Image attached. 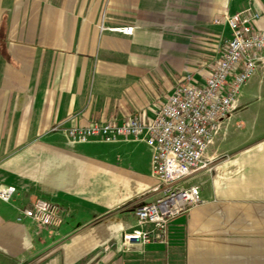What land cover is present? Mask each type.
<instances>
[{
  "label": "crops",
  "instance_id": "1",
  "mask_svg": "<svg viewBox=\"0 0 264 264\" xmlns=\"http://www.w3.org/2000/svg\"><path fill=\"white\" fill-rule=\"evenodd\" d=\"M248 8L264 33V0H0V188L18 190L0 203V264H264V69L212 139V168L185 181L203 203L171 221L165 243L123 238L161 194L153 150L66 133L150 122L179 84H202L222 59L220 33L227 42L231 30L215 19ZM39 198L61 210L54 236L18 221Z\"/></svg>",
  "mask_w": 264,
  "mask_h": 264
},
{
  "label": "built area",
  "instance_id": "2",
  "mask_svg": "<svg viewBox=\"0 0 264 264\" xmlns=\"http://www.w3.org/2000/svg\"><path fill=\"white\" fill-rule=\"evenodd\" d=\"M258 20L259 14L250 8L215 19V24L226 23L231 30L222 59L202 84H179L150 122L136 115L122 124L66 129L73 143L86 144L97 137L113 141L136 138L153 150L152 167L161 194L137 208L139 227L124 235L126 245L165 243L171 221L203 203L199 185L185 181L201 168H212L205 162L212 139L231 115L242 88L264 69V33L256 28ZM115 30L126 35L134 32L131 27ZM17 193L15 186L0 188V203L11 202ZM24 219H31L52 236L63 223L58 205L42 198L23 210L18 221ZM146 224L153 228H143Z\"/></svg>",
  "mask_w": 264,
  "mask_h": 264
},
{
  "label": "rangeland",
  "instance_id": "3",
  "mask_svg": "<svg viewBox=\"0 0 264 264\" xmlns=\"http://www.w3.org/2000/svg\"><path fill=\"white\" fill-rule=\"evenodd\" d=\"M226 39H227V37L224 36V33L223 32L220 33V50L224 49ZM219 59H220V56H219ZM219 59L217 58L216 61H218ZM164 101H165V99H163V98H156L155 104H158V106H159V105L163 104Z\"/></svg>",
  "mask_w": 264,
  "mask_h": 264
}]
</instances>
